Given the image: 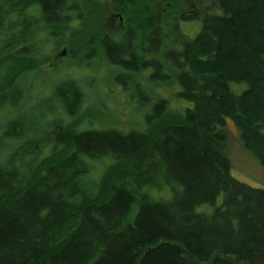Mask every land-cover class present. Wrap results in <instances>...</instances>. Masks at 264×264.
I'll return each mask as SVG.
<instances>
[{
  "label": "trees",
  "instance_id": "obj_1",
  "mask_svg": "<svg viewBox=\"0 0 264 264\" xmlns=\"http://www.w3.org/2000/svg\"><path fill=\"white\" fill-rule=\"evenodd\" d=\"M110 1L123 18L137 2ZM164 1L120 38L99 31L70 49L73 22L88 28L82 0H0V264H264V188L233 176L220 147L230 118L264 168V0L170 16L153 7ZM182 21L202 29L187 37ZM57 43L56 69L102 53L131 73L144 125L95 127L69 77L36 88ZM133 74L154 84L148 100ZM162 83L180 86L175 108Z\"/></svg>",
  "mask_w": 264,
  "mask_h": 264
},
{
  "label": "rangeland",
  "instance_id": "obj_2",
  "mask_svg": "<svg viewBox=\"0 0 264 264\" xmlns=\"http://www.w3.org/2000/svg\"><path fill=\"white\" fill-rule=\"evenodd\" d=\"M82 2L87 11H89L88 28H85L83 33L75 35L73 32L76 30L79 22H73V26L70 27V29L72 30L71 35L74 37H72V43H70L69 46L70 49L72 45L77 47L82 45L84 41L88 40L89 37L93 35L95 36L99 31L107 32L112 38H120L126 32V27L131 21L134 22L135 25L137 24V26L145 22L147 19L146 12L151 7L150 5H152V3L147 0H137L136 4L131 7L130 15H125L124 18H122L119 13L113 12L110 0H82ZM153 4L154 9L158 13H162L166 16L169 14L172 15L179 10H197L202 13L219 12V7L215 0H173L169 3L164 1L162 3ZM171 22L172 19H167L166 28L170 27L169 25H171ZM179 29L187 37H193L201 31L202 22L182 21L180 22ZM52 47L53 46H50L48 48L51 57L50 62L42 64L39 72H37V78L34 79L36 88L46 91L48 90V85H46L45 79L50 81L52 79L60 80L69 77L72 80L82 82L83 86L86 88V99L90 103L88 106L96 105V107H89L91 108L89 111L91 119L97 125L94 124L95 127L110 128L113 126L125 125V128L139 129V124L144 125V114L146 111L140 109L137 104L132 103L135 101L133 90L130 88L125 90L123 87L125 85H131V73L125 72L121 70L120 67L107 62L103 58L101 52L99 58L92 57L88 59L91 60L90 62H81L78 65L63 64L60 68L56 69L55 64L58 62L62 64L61 62L67 58L66 53L63 54V52L67 51L68 46L57 43L54 48ZM178 47L181 48L180 43H178ZM69 55V57H71L72 53H69ZM118 75L120 80L117 78ZM133 75V79L138 80V82H136L137 84H134L135 88L137 89L138 84L141 83L140 89L144 91L142 94L144 96H142V98L145 97L146 100H148L150 97L149 88L154 84H145L141 82V80L145 75H149V72H146L142 78V75ZM115 78L119 83H117ZM169 85L171 87L168 86L167 83L158 85V94L166 99H170L171 105L175 108L177 98L174 95L178 92L177 90L180 86L175 83ZM231 85L236 92H241L247 87L245 83H232ZM49 87V92H53L54 83H50ZM179 103H186V105L193 107V103L190 102L179 101ZM37 104H40V102L38 103V101H35L34 105ZM223 133L226 136V140L220 147L230 160L232 175L240 181L254 187L264 188V168L261 166L260 162L244 148L240 130L232 119L227 118L223 126ZM154 194L157 197L166 194L167 198H170L172 195L171 191L168 189L154 191Z\"/></svg>",
  "mask_w": 264,
  "mask_h": 264
},
{
  "label": "flooded vegetation",
  "instance_id": "obj_3",
  "mask_svg": "<svg viewBox=\"0 0 264 264\" xmlns=\"http://www.w3.org/2000/svg\"><path fill=\"white\" fill-rule=\"evenodd\" d=\"M147 1H149L150 2V0H147ZM118 14V13H117ZM119 14H121V13H119Z\"/></svg>",
  "mask_w": 264,
  "mask_h": 264
},
{
  "label": "water",
  "instance_id": "obj_4",
  "mask_svg": "<svg viewBox=\"0 0 264 264\" xmlns=\"http://www.w3.org/2000/svg\"><path fill=\"white\" fill-rule=\"evenodd\" d=\"M66 52L64 51L63 54H65Z\"/></svg>",
  "mask_w": 264,
  "mask_h": 264
}]
</instances>
